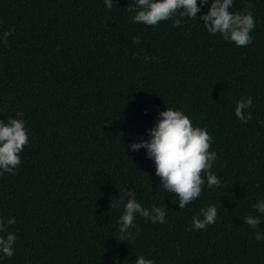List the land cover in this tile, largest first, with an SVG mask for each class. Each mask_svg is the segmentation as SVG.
Segmentation results:
<instances>
[{
	"label": "trees",
	"instance_id": "trees-1",
	"mask_svg": "<svg viewBox=\"0 0 264 264\" xmlns=\"http://www.w3.org/2000/svg\"><path fill=\"white\" fill-rule=\"evenodd\" d=\"M132 2L0 0V120L22 119L29 133L15 174L0 175V220L16 221L0 235L17 237L0 264H135L140 255L155 264H264V240L255 239L264 215L253 208L264 199V0L230 9L252 12L246 47L208 33L199 17L211 0L178 27L134 22ZM248 96L242 123L235 106ZM167 107L206 129L217 153L220 187L208 188L202 173V193L184 209L147 150L129 147L150 139ZM121 191L149 210L164 207L165 222L137 214L133 239L119 241ZM210 205L216 222L194 230ZM245 215L259 216L257 229Z\"/></svg>",
	"mask_w": 264,
	"mask_h": 264
},
{
	"label": "clouds",
	"instance_id": "clouds-1",
	"mask_svg": "<svg viewBox=\"0 0 264 264\" xmlns=\"http://www.w3.org/2000/svg\"><path fill=\"white\" fill-rule=\"evenodd\" d=\"M108 9L113 7V0H104ZM234 0H211L208 11L199 17L210 35L219 34L224 40L234 42L238 47H246L252 43L251 32L255 28V20L251 11L232 12ZM209 0H133L128 11L134 13L132 19L136 23L146 26H156L162 21L173 20V26H181L185 18L197 19L203 6ZM246 9L253 5L248 3ZM178 13V16H177ZM173 17H176L173 19ZM14 29L4 33L5 43L7 37L12 35ZM133 43H139V38L134 37ZM152 57H145L151 61ZM253 106V98H241L236 102L235 115L242 122L247 123L251 112L245 115V110ZM21 116L22 113H17ZM159 120L154 127L148 130L150 139L133 142L129 147L133 151L140 148L147 150V156L154 160L156 175L162 181V187L178 197L180 209L199 198L202 193L205 179L202 173L207 174V187H220V180L211 171L217 153L210 151L212 136L201 127H194L191 119L182 110L167 107L159 113ZM29 142V133L22 119H9L7 122L0 120V175L5 172L15 174L21 164L20 153ZM123 195L118 199L119 204H124V212L119 217V241H130L133 234L129 229L134 227L136 215H140L152 223L165 222L166 211L164 207L153 206L151 210L142 207L136 200L135 193L121 191ZM126 200V203H125ZM253 208L264 215V199L258 201ZM218 215L215 205L200 209V215L193 218V229L204 230L208 225L216 222ZM202 217V218H201ZM14 218H9L7 224L0 220V233L8 225L15 224ZM244 222L252 229H257L261 223L259 216L245 215ZM16 235L8 232L6 237L0 235V252L7 257H12ZM256 240H264L261 232H255ZM135 264H155L152 259L137 256Z\"/></svg>",
	"mask_w": 264,
	"mask_h": 264
}]
</instances>
